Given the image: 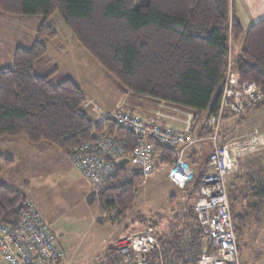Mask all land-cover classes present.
Wrapping results in <instances>:
<instances>
[{
	"label": "trees",
	"instance_id": "1",
	"mask_svg": "<svg viewBox=\"0 0 264 264\" xmlns=\"http://www.w3.org/2000/svg\"><path fill=\"white\" fill-rule=\"evenodd\" d=\"M134 1L0 0L2 12L42 17L31 46L17 47L12 63L0 66V137L23 135L32 143L47 141L62 149L68 160L70 154L83 153L81 144L92 140L96 131L108 130L123 139L126 155L136 145V135L112 118L100 121L88 116L83 109L85 95L71 79L53 84L49 74L34 72L46 54L42 40L56 35L50 25L56 13L79 44L128 91L187 106L197 115L208 111V115L217 108L229 57L241 81L252 80L264 90V18L243 31L230 0H148L138 7ZM234 45L239 46L235 56ZM197 132L208 135L204 124ZM156 149L160 152L156 168L169 165L175 148L156 144ZM207 158L200 170L193 167L194 178L180 188L187 198L196 199ZM11 164V159L0 156V173ZM231 173L225 185L238 241L246 222L263 210L264 180L240 169L227 183ZM141 177L119 162L113 176L92 194L100 208L110 213L106 218L111 224L128 217L135 192L143 184ZM27 203L22 192L0 184L2 223L14 224ZM188 215L181 234L161 235V253L153 250L148 255L150 264L160 260L195 264L201 252V228L193 203ZM148 223L157 225V221ZM99 264H120L119 255Z\"/></svg>",
	"mask_w": 264,
	"mask_h": 264
},
{
	"label": "built area",
	"instance_id": "2",
	"mask_svg": "<svg viewBox=\"0 0 264 264\" xmlns=\"http://www.w3.org/2000/svg\"><path fill=\"white\" fill-rule=\"evenodd\" d=\"M263 100L264 90L252 80L241 81L229 57L217 108L204 120L208 135H200L192 125L175 130L162 127L154 118L118 109L111 115H101L99 120L110 117L117 125L134 133L137 140L132 152L126 155L124 140L102 130L94 132L92 140L81 144L83 153L70 154L69 160L98 191L113 176L115 165L124 158L128 159L126 165L136 169L143 178L154 173L157 170L155 161L160 155L156 144H159L175 148L167 178L183 188L195 176L193 166L186 159L188 149L207 142L210 152L193 203L201 228V252L195 264H241L225 184L226 176L235 168L234 148L242 144L221 143L219 135L226 119ZM159 238L156 228L148 225L136 233L117 238L113 248L119 252L120 264H150L148 255L153 250L161 253ZM0 256L7 264H60L64 250L47 222L28 202L14 224L0 221Z\"/></svg>",
	"mask_w": 264,
	"mask_h": 264
},
{
	"label": "rangeland",
	"instance_id": "3",
	"mask_svg": "<svg viewBox=\"0 0 264 264\" xmlns=\"http://www.w3.org/2000/svg\"><path fill=\"white\" fill-rule=\"evenodd\" d=\"M146 2L148 0H135L134 5L138 7ZM51 18L53 20L50 21V25L55 32L58 31L55 33L58 36L54 41L47 42L48 48L52 46V43H65L67 39L65 33L71 32L57 13ZM10 20L13 22L9 25L11 26L9 29L11 40L7 41L5 51L15 43V38L19 39L18 43H24L25 37L30 36L31 29H33L22 24L25 20L30 22V19L0 11V23L3 26L7 27V22ZM1 33L5 36L4 30H1ZM71 33L70 36L77 42L76 37ZM7 36L8 34L6 38ZM55 57L43 63L39 67V72H34L41 76L45 73L43 71L53 66L51 69L58 68L64 77H69L79 85L81 83L87 93L95 95V98L101 94L111 95V89L108 87L109 80L103 78V83L99 85L100 75L93 70V67L85 66L86 69L83 67L80 71L79 62L67 61L66 58L61 60L57 55ZM58 74L51 77V83H57L55 81L62 79ZM99 99L90 108L91 111L96 110V107L99 108ZM109 102L103 98V106ZM259 107H263V112L259 115L255 113L257 118L250 119L248 122L245 119L239 120V125L243 121L245 123L237 130L234 135L235 139L232 141L242 139L246 135L251 136L252 139L249 143L247 142L248 145L246 144L239 150L236 149L238 151L235 150V168L228 176L227 183L233 173L240 169L264 180V101ZM89 117L92 118L91 114ZM254 121L259 123L263 131L257 129L258 125L253 124ZM253 126L256 128H252ZM1 140L4 139L1 138ZM15 146V150L18 151L22 148L19 145ZM4 149L10 150L11 148L5 146ZM17 156V159L24 160L22 156ZM27 157L35 158L33 165H38V169H25L23 163L17 161L8 171L5 170L0 174V183L21 187L26 199L38 208V212L47 222L50 230L55 233L59 245L64 250V257L60 264H99L108 256L116 258L119 252L109 250V248L113 249L115 240L121 236L138 232L148 226V222L157 221V232L171 230L179 234L183 232L184 225L188 224L186 216H189L193 198H187L184 191L169 181L167 178L169 165L160 166L147 178L141 177L143 184L135 192L132 207L127 212L128 217L123 222L111 224L106 218L110 216V213L103 211L98 202L92 198V194L97 192L68 158L65 160L62 157L57 160L37 153L29 154ZM49 167L53 168L49 169ZM54 167L58 170L55 169V171ZM194 217L192 219L197 220ZM238 251L241 264H264V207L259 216H253L242 227V233L238 236ZM0 264H7L1 256Z\"/></svg>",
	"mask_w": 264,
	"mask_h": 264
},
{
	"label": "crops",
	"instance_id": "4",
	"mask_svg": "<svg viewBox=\"0 0 264 264\" xmlns=\"http://www.w3.org/2000/svg\"><path fill=\"white\" fill-rule=\"evenodd\" d=\"M230 4H231V11L234 17L238 20L243 31L248 30L249 27H251L252 25L256 24L257 22H259L260 20L264 18V0H230ZM12 15H16V14H12ZM18 16H23L25 17V19H30L29 20L30 22H28V20H25V22H22V24H24L25 27L27 26L32 27L33 28L31 29L32 33L30 36L25 37L24 43H18L19 39L15 38V43L9 48V50L6 49L5 51L4 47L6 48L7 41L11 40L10 33H9V29L11 28V26L9 25H11L13 22L12 20L8 22L5 21L8 24L7 27L3 26L0 23V66L10 65L12 63V56H13L14 50L17 47L29 48L31 46L33 39L35 37L36 28L38 27V25L40 24L42 20V17L38 15H18ZM52 20L53 18L50 19V21ZM1 30H4L5 36L3 35V33H1ZM56 32L58 33V31ZM68 33L69 32L65 33V36L67 37L65 43L63 42H57L56 44L52 43V46L50 48H48L47 42L54 41L57 38L58 34H56V36L52 39L50 38V39L42 40L43 44L46 47V54L43 58H41L35 64L34 70L39 72V67L43 63L49 60L51 61V58H56L55 56L57 55L61 58V60L66 58L67 61L79 62L78 65L81 68L80 71L82 70L83 67L86 69L85 66L93 67V70L96 71L100 75L99 85L103 83V78L108 79L109 80L108 87L111 89L110 91L111 95L103 96V94H101V96H99L101 97V99H99V97L95 98V95L90 94L89 92L87 93L86 89L83 87L81 83L79 85L77 82L71 79L84 93L86 99L83 104V109L88 114V116H90L91 114L92 119L99 120L101 115L103 116L111 115L114 112H116L118 109H122L124 111L138 114L146 118H154L162 127H170V128H174L175 130H182L183 128L187 126L194 124V126L196 127L195 129L197 131L201 129L202 125L204 124V120H205V117L208 111L201 112L199 115H197V112L194 109H191L187 106L126 90L121 84H119L114 78H111V76H109L104 71L103 67L91 56V54L87 50H85L79 44L76 38L75 39L77 42H75V40L72 39V37L70 36L71 32L69 34ZM6 34H8L7 38H6ZM238 51H239V46L234 45V47L232 48L231 54L235 56L238 53ZM68 57L69 59H67ZM66 60L64 61L66 62ZM52 67L53 66L43 71L45 73H42L41 76H45L49 74L48 76H49L50 81H51V77L57 73H59L58 75H60V78L62 79L69 78V77H64L63 74H60L58 68L51 69ZM55 82H59V81H55ZM103 98L110 102L107 105L103 106ZM97 99L100 100L98 101L100 102L98 103L99 105L97 104L99 108L97 110L93 109V111H91L90 108L93 106V104L96 103ZM253 111L254 113L252 114ZM262 112H263V107L260 108L258 106L244 113H240L237 116L226 119L221 129L219 141L221 143L230 142L231 145H234V144L240 145L241 143L242 146L241 145L240 147L235 146L233 152H235L236 149L239 150L243 146H246L247 142L249 143L250 140L252 139L251 136L246 135V137L242 139H239L237 141H232L235 139L234 135L236 134L237 130L241 128V126L244 125L245 123L243 121V123L239 125L240 124L239 120L245 119V121L248 122L250 119L257 118L256 115H254L255 113H258L259 115V113H262ZM253 124L258 125L257 129L262 130L257 121H254ZM254 126L252 128H256ZM1 138H3L5 141L4 140L0 141V156L12 160V164L8 167H4L1 173H3L5 170L8 171L10 167L13 166L17 161L22 162L23 163L22 165H24L25 169H28V168L38 169V165L36 166L33 165L35 158L27 157L29 154H32V153L50 156L52 159H57V160L62 159V157L65 158V160L67 159V155L62 149L57 148L56 146L50 144L47 141L42 140L38 143H32L27 139V137L23 135L2 136L0 137V139ZM15 145L21 146L22 147L21 150L19 151L15 150V147H16ZM5 146L10 147L11 149L10 150L4 149ZM209 152H210L209 144L206 142H200L190 147L187 151L186 156L188 155V160L193 165V167L200 170L203 167ZM17 155L22 156L24 160L17 159L18 157ZM23 155H27V156H23ZM51 168L53 167H49V169ZM55 169L57 168L54 167V170ZM0 184L6 185L10 189L19 190L20 192L23 193V190L21 189V187L12 186L7 183H0ZM194 200L195 199L193 198V203H194ZM27 201L31 202L28 199ZM31 203L36 209H38L33 204V202ZM157 233L159 237H161L162 234H164L166 237H170L172 236L174 231L160 230ZM106 259L104 261H106Z\"/></svg>",
	"mask_w": 264,
	"mask_h": 264
},
{
	"label": "water",
	"instance_id": "5",
	"mask_svg": "<svg viewBox=\"0 0 264 264\" xmlns=\"http://www.w3.org/2000/svg\"><path fill=\"white\" fill-rule=\"evenodd\" d=\"M128 159L127 158H124L122 161H121V164H125L127 163Z\"/></svg>",
	"mask_w": 264,
	"mask_h": 264
}]
</instances>
